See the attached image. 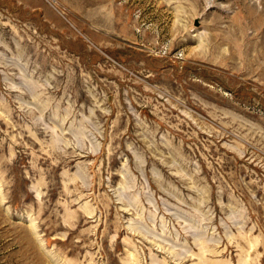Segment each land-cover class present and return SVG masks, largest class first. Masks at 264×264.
<instances>
[{"label": "rangeland", "instance_id": "obj_1", "mask_svg": "<svg viewBox=\"0 0 264 264\" xmlns=\"http://www.w3.org/2000/svg\"><path fill=\"white\" fill-rule=\"evenodd\" d=\"M0 264H264V0H0Z\"/></svg>", "mask_w": 264, "mask_h": 264}]
</instances>
